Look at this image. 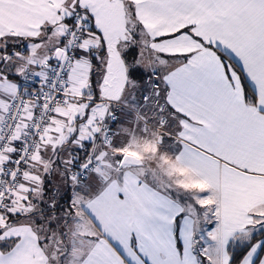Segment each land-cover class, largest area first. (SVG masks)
Returning a JSON list of instances; mask_svg holds the SVG:
<instances>
[{
	"label": "snow or ice",
	"instance_id": "snow-or-ice-1",
	"mask_svg": "<svg viewBox=\"0 0 264 264\" xmlns=\"http://www.w3.org/2000/svg\"><path fill=\"white\" fill-rule=\"evenodd\" d=\"M0 117V264H264V0H0Z\"/></svg>",
	"mask_w": 264,
	"mask_h": 264
},
{
	"label": "crops",
	"instance_id": "crops-1",
	"mask_svg": "<svg viewBox=\"0 0 264 264\" xmlns=\"http://www.w3.org/2000/svg\"><path fill=\"white\" fill-rule=\"evenodd\" d=\"M120 75L121 74L117 72L113 76V81H115V83L110 85V87L113 90H116L117 88L123 86V80L122 79L117 80V77ZM129 119H131V116H126L125 117V123L123 125H117V130H119L120 133L123 132L124 128H127L126 126L129 123ZM0 120H2V117H0ZM67 127H68V125L63 120H60L57 123H55L54 127H50V129L46 135V142L47 143H56L59 136H61V135L67 136L68 135ZM141 139H143V138H141ZM148 149L152 150V146L148 145ZM169 156H171V153H169ZM49 167H51V166L49 165ZM130 171H135V170L132 167L130 169ZM140 178L144 179V176H141ZM51 180H52V183L50 185H48L49 187H54V186L59 187L61 190V195H63L64 192H67L66 191L67 190V184H68L67 181H61L59 179V176L55 175V174L53 175V177H51ZM148 182L155 183L156 181L150 179V180H148ZM70 191L72 192L71 188H70ZM81 210H82L83 216L86 219L87 223L88 222L90 223V233L89 234L100 235L101 234L100 229L97 227V225L92 220V218L88 215V213L86 211H84V209L81 208ZM45 214H47V213H45ZM114 214L115 213H114V210L112 209L111 204L109 202H106L104 205L103 215L105 216V218H107L109 215H114ZM41 239H43L42 236H41ZM39 259H40V264H43V257H40Z\"/></svg>",
	"mask_w": 264,
	"mask_h": 264
},
{
	"label": "rangeland",
	"instance_id": "rangeland-1",
	"mask_svg": "<svg viewBox=\"0 0 264 264\" xmlns=\"http://www.w3.org/2000/svg\"><path fill=\"white\" fill-rule=\"evenodd\" d=\"M126 127H127V129H129V131H135L137 137H140L139 130L136 128V125L132 122V117H131V119H129V123L127 124ZM117 139H118V142H120V143L123 144V143H125V142L128 140V135H127V134H124V133L122 132V133L118 136ZM98 147H99V145L94 146V148H98ZM131 151H134V150H131ZM147 151H152V150H151V149H148V147H147ZM160 152H161V153H164V154H166V155L169 156V152H168L167 149L164 148V147H161ZM156 155H159V154H156ZM141 161L143 162V165H144L146 168L150 169L152 172H157V163H158V161H156V160L153 159L152 157L141 158ZM133 169L136 170V167H133ZM147 179H148V180L151 179V180H154V181L157 182V180L160 179V177L157 176V178L154 179L153 176H148ZM164 179H166V178H164ZM77 214L81 217V219H82V221H83V224H82V228H83V230L86 231L87 233H90V223H89V222L87 223L86 219H85L84 216H83V213H82L81 208H78V209H77ZM84 220H85L86 222H85ZM54 234H55V233H54Z\"/></svg>",
	"mask_w": 264,
	"mask_h": 264
},
{
	"label": "trees",
	"instance_id": "trees-1",
	"mask_svg": "<svg viewBox=\"0 0 264 264\" xmlns=\"http://www.w3.org/2000/svg\"><path fill=\"white\" fill-rule=\"evenodd\" d=\"M68 183V182H67ZM67 193L69 194V195H71V191H70V188H69V186H68V184H67ZM65 200H67V197H65Z\"/></svg>",
	"mask_w": 264,
	"mask_h": 264
},
{
	"label": "water",
	"instance_id": "water-1",
	"mask_svg": "<svg viewBox=\"0 0 264 264\" xmlns=\"http://www.w3.org/2000/svg\"><path fill=\"white\" fill-rule=\"evenodd\" d=\"M130 159H136V157H134V156H132L131 154H130ZM141 163L143 164V162L141 161ZM132 167H136L135 165H133Z\"/></svg>",
	"mask_w": 264,
	"mask_h": 264
},
{
	"label": "built area",
	"instance_id": "built-area-1",
	"mask_svg": "<svg viewBox=\"0 0 264 264\" xmlns=\"http://www.w3.org/2000/svg\"><path fill=\"white\" fill-rule=\"evenodd\" d=\"M29 90H31V89H29ZM33 103H35L34 101H33ZM2 119H3V117H2ZM29 123H31V122H29ZM11 125H9V127H10Z\"/></svg>",
	"mask_w": 264,
	"mask_h": 264
}]
</instances>
